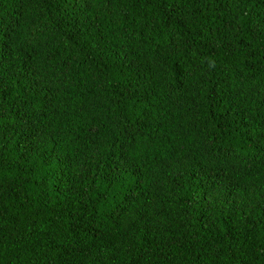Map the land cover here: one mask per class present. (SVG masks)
<instances>
[{
	"label": "trees",
	"instance_id": "16d2710c",
	"mask_svg": "<svg viewBox=\"0 0 264 264\" xmlns=\"http://www.w3.org/2000/svg\"><path fill=\"white\" fill-rule=\"evenodd\" d=\"M0 264H264V0H0Z\"/></svg>",
	"mask_w": 264,
	"mask_h": 264
}]
</instances>
